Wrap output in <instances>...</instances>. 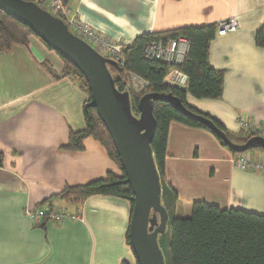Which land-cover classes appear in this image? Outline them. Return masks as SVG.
<instances>
[{"label":"crops","instance_id":"crops-1","mask_svg":"<svg viewBox=\"0 0 264 264\" xmlns=\"http://www.w3.org/2000/svg\"><path fill=\"white\" fill-rule=\"evenodd\" d=\"M68 7L125 44L144 34L236 17L237 31L217 35L210 44L209 65L225 75L222 97L187 93L185 102L234 136L241 118L264 125V48L256 44L264 0H69ZM64 67L35 36L27 46L0 54V264H137L128 242L131 201L96 195L76 205L55 198L67 187L123 176L94 138L85 139L82 150L66 148L71 132L86 127L88 95L70 77H55ZM235 155L210 131L171 122L164 179L185 211L205 202L264 216V175L235 166ZM49 205L79 217L38 223L26 212Z\"/></svg>","mask_w":264,"mask_h":264},{"label":"trees","instance_id":"trees-1","mask_svg":"<svg viewBox=\"0 0 264 264\" xmlns=\"http://www.w3.org/2000/svg\"><path fill=\"white\" fill-rule=\"evenodd\" d=\"M63 2L68 6L69 0H63ZM54 16L61 18L56 14ZM217 30L218 24L186 27L169 32L144 34L128 44L123 51L122 63L108 65V68L115 79L118 90L128 91L131 94L134 112H136L135 104L144 95L150 93L171 94L179 98L186 108L197 114L201 113L189 107L185 102L187 93L198 99H220L223 94L225 75L209 65L210 44L217 36ZM0 34L2 36L0 54L8 53L14 45L27 46L29 38L34 36L29 28L3 12H0ZM178 38H184L189 43V52L182 64L168 65L145 56V49L151 42L163 41L166 44L168 41ZM256 44L258 47L264 48V25L257 32ZM61 59L65 67L62 74L55 77L68 76L76 81L88 95L89 102L90 92L84 77L74 65L63 58ZM46 67L51 72L50 67L47 65ZM173 69L187 75V86L179 87L166 80ZM128 73L135 74L148 83L144 91L136 93L131 89ZM88 102L84 109L86 127L82 131L71 132L69 145L66 148L73 151L82 150L83 141L87 138H94L107 150L111 159L121 169L123 176L120 178L109 174L106 179L87 185L67 187L55 198L81 205L92 196H115L128 199L133 206L132 190L121 182L125 178V173L112 139L96 109L87 106ZM153 108L156 130L151 146L161 177L162 203L169 215L167 232L159 237V244L166 264H264L263 215L233 209L222 210L205 202H195L191 206L190 217H183L184 205L179 200L178 193L164 179L169 127L172 121H177L191 127L210 130L187 118L169 103L154 101ZM203 116L212 119L235 144L242 145L251 138L258 137L255 133L243 129L237 136L231 135L219 122L209 116ZM216 138L223 146H226L218 137ZM250 151L264 153L261 148ZM3 159L4 156L0 152V167L3 165ZM128 242L130 245L129 237Z\"/></svg>","mask_w":264,"mask_h":264},{"label":"water","instance_id":"water-1","mask_svg":"<svg viewBox=\"0 0 264 264\" xmlns=\"http://www.w3.org/2000/svg\"><path fill=\"white\" fill-rule=\"evenodd\" d=\"M0 12L29 28L47 48L70 62L84 77L90 92L88 107L97 111L106 127L124 170L121 181L133 193L129 226L130 246L137 264H166L159 237L168 229L169 215L162 203V184L151 143L156 120L153 102L169 103L187 118L208 128L234 153L264 150V138L233 143L212 119L186 108L171 94L144 95L133 110L131 94L116 87L108 65L117 63L98 54L88 43L75 36L60 18L27 0H0Z\"/></svg>","mask_w":264,"mask_h":264},{"label":"built area","instance_id":"built-area-1","mask_svg":"<svg viewBox=\"0 0 264 264\" xmlns=\"http://www.w3.org/2000/svg\"><path fill=\"white\" fill-rule=\"evenodd\" d=\"M38 4L41 8L51 14L59 15L70 29V31L88 43L98 54L105 58H109L116 63H122L123 51L128 44L117 42L105 34L95 30L91 26L82 22L76 15H73L71 10L63 0H27ZM238 21L236 17L223 20L218 23V36H226L237 31ZM0 34V40H1ZM189 52V43L184 38H178L168 41L164 44L163 41H153L145 49V56L151 60H157L168 65H180L184 57ZM170 83L176 86H185L188 77L181 71L173 69L167 79ZM128 82L131 89L140 93L148 86V83L135 74L128 73ZM241 129L255 133L258 137L264 138V127L262 124L255 123L247 117L241 118L238 121ZM233 162L235 166L251 170L264 175V153L260 151L236 154ZM27 214L38 223L43 219H48L51 223H59L64 220L79 216L68 212L66 209L49 205L46 210L40 208H30Z\"/></svg>","mask_w":264,"mask_h":264},{"label":"rangeland","instance_id":"rangeland-1","mask_svg":"<svg viewBox=\"0 0 264 264\" xmlns=\"http://www.w3.org/2000/svg\"><path fill=\"white\" fill-rule=\"evenodd\" d=\"M58 56V55H57ZM59 57V56H58ZM60 58V57H59ZM256 150V149H255ZM251 152V151H250ZM190 215H191V209H189V211H185V213H184V216L183 217H185V218H188V217H190Z\"/></svg>","mask_w":264,"mask_h":264}]
</instances>
